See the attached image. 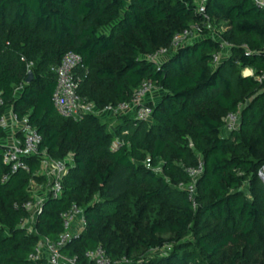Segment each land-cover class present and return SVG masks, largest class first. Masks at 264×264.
I'll list each match as a JSON object with an SVG mask.
<instances>
[{
    "label": "trees",
    "instance_id": "obj_1",
    "mask_svg": "<svg viewBox=\"0 0 264 264\" xmlns=\"http://www.w3.org/2000/svg\"><path fill=\"white\" fill-rule=\"evenodd\" d=\"M68 52L81 57L78 94L98 109L132 102L144 82L159 89L151 121L59 115L56 69ZM0 97V141L9 108L42 138L39 155L23 159L29 170L5 163L0 144V264H36L30 255L41 238L59 239L73 205L86 227L61 252L77 264H93L87 254L99 248L112 264H264V7L255 0H208L205 12L198 0H0ZM229 114L240 122L227 133ZM68 156L62 195L44 201L30 231L22 224L42 160ZM201 160L192 199L188 169Z\"/></svg>",
    "mask_w": 264,
    "mask_h": 264
},
{
    "label": "built area",
    "instance_id": "obj_2",
    "mask_svg": "<svg viewBox=\"0 0 264 264\" xmlns=\"http://www.w3.org/2000/svg\"><path fill=\"white\" fill-rule=\"evenodd\" d=\"M255 1L259 6L264 7V0ZM207 2L208 0H198V7L201 12H205V4ZM190 35L189 31L176 35L174 39L175 46L178 47L187 42ZM164 54L165 51H160L150 56V58L159 60ZM220 58L221 55L217 56L216 62H219ZM80 63L81 57L79 55L68 52L64 56L59 68L56 69L57 85L53 101L59 115L64 118L77 120L89 114L102 117L134 113L139 120L151 121L153 109L148 105L153 103L154 97H158L157 95L161 92L159 89L148 82H144L135 91L132 102L123 103L118 106L109 105L104 109H98L93 103L85 100L78 94L81 80L74 75V71ZM246 74H252V71ZM2 104L3 102L0 97V106ZM239 122V114H229L226 118L225 131L227 133L232 132L238 127ZM1 126L9 133L7 139L0 141V144L7 147L4 156L5 163L10 164L14 171L20 167L29 170V166L23 162V159L39 155V147L42 141L41 136L30 124L27 117L20 119L11 108L2 117ZM120 145L121 141L119 139L116 140L114 149L119 148ZM71 161L72 156L61 160L44 157L41 162V169L38 172L43 177V182L33 184L34 199L26 204L31 215L29 219L23 222V227L33 231L38 212L41 210L44 201L49 197L57 198L62 195V179L67 174ZM203 172L204 163L202 160L197 168L188 169V173L192 178V183L188 186L192 199L196 197V183ZM259 177L264 184V167L259 171ZM6 179L5 177L4 181ZM63 219L64 232L60 235L59 239L54 241L49 238H41L35 251L30 255V258L36 261V264H77L74 259L65 257L61 249L86 227L84 210L77 205H73L68 212L63 214ZM87 255L93 264H112L101 248L94 252H89ZM121 264L131 263L128 260H124Z\"/></svg>",
    "mask_w": 264,
    "mask_h": 264
},
{
    "label": "rangeland",
    "instance_id": "obj_3",
    "mask_svg": "<svg viewBox=\"0 0 264 264\" xmlns=\"http://www.w3.org/2000/svg\"><path fill=\"white\" fill-rule=\"evenodd\" d=\"M249 72H250L249 70L245 71V73H249ZM158 99H159V97H154L152 102L155 103V102H157ZM102 118L104 120L108 121L112 127H114V125L116 123V120L114 119L115 118L114 116H102Z\"/></svg>",
    "mask_w": 264,
    "mask_h": 264
},
{
    "label": "water",
    "instance_id": "obj_4",
    "mask_svg": "<svg viewBox=\"0 0 264 264\" xmlns=\"http://www.w3.org/2000/svg\"><path fill=\"white\" fill-rule=\"evenodd\" d=\"M33 79H34V73H33V71H30V72H29V76H28V78L26 79V83H27V84H30V83L33 81Z\"/></svg>",
    "mask_w": 264,
    "mask_h": 264
},
{
    "label": "crops",
    "instance_id": "obj_5",
    "mask_svg": "<svg viewBox=\"0 0 264 264\" xmlns=\"http://www.w3.org/2000/svg\"><path fill=\"white\" fill-rule=\"evenodd\" d=\"M225 132V131H224Z\"/></svg>",
    "mask_w": 264,
    "mask_h": 264
}]
</instances>
